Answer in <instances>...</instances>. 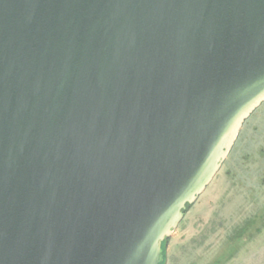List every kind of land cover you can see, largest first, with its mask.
<instances>
[{"label": "water", "instance_id": "water-1", "mask_svg": "<svg viewBox=\"0 0 264 264\" xmlns=\"http://www.w3.org/2000/svg\"><path fill=\"white\" fill-rule=\"evenodd\" d=\"M264 103V0H0V264H162Z\"/></svg>", "mask_w": 264, "mask_h": 264}, {"label": "rangeland", "instance_id": "rangeland-1", "mask_svg": "<svg viewBox=\"0 0 264 264\" xmlns=\"http://www.w3.org/2000/svg\"><path fill=\"white\" fill-rule=\"evenodd\" d=\"M162 249L163 264H264V103Z\"/></svg>", "mask_w": 264, "mask_h": 264}, {"label": "trees", "instance_id": "trees-1", "mask_svg": "<svg viewBox=\"0 0 264 264\" xmlns=\"http://www.w3.org/2000/svg\"><path fill=\"white\" fill-rule=\"evenodd\" d=\"M190 206H191V205H187V206H186V209H185V211L183 212V214L187 211V209H188ZM165 241H166V240H165ZM165 241H164V242H165ZM162 264H163V262H162Z\"/></svg>", "mask_w": 264, "mask_h": 264}]
</instances>
